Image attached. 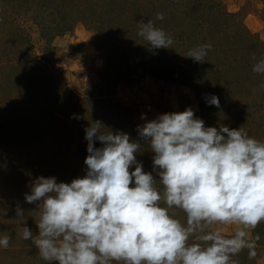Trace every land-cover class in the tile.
<instances>
[{
    "label": "rangeland",
    "instance_id": "1",
    "mask_svg": "<svg viewBox=\"0 0 264 264\" xmlns=\"http://www.w3.org/2000/svg\"><path fill=\"white\" fill-rule=\"evenodd\" d=\"M27 1L31 10L26 13L21 0H0V232L11 236L9 247L0 248V264H51L39 257L31 241L22 239L20 229L24 222L33 235H38L36 223L40 217L39 202L28 204L24 197L37 177H55L58 183H70L86 174L85 129L91 123L100 121L107 130L124 132L138 141L142 148L136 155L137 161L147 165L148 169L143 170L158 173L151 164L154 154L147 142L140 139L138 126L159 115L188 108L206 127L229 128L234 119L238 125L241 120L243 125L250 117L242 113L243 105L238 101L249 99L247 93L251 91L257 98L264 97V85L250 77L246 81L247 72L241 76L237 69L233 70L238 78L233 75L232 80L224 79L227 89H217L219 83H213L208 73L210 62H196L187 56L190 49L213 36H222L213 29L214 18L218 15L227 19L228 13L232 15L227 19L229 30L243 57L255 62L253 57L264 59V48L258 51L254 44L264 43V0H65V4L59 1L56 8L45 6L44 10L36 8V0ZM157 13H163L164 19H156ZM67 18L79 23L64 32L58 25ZM149 20L173 38L170 48H151L138 35L137 23L146 24ZM133 46L142 47L141 55L150 58L141 57L136 62L126 56L124 52ZM27 58L39 59L57 71L65 84L55 81L52 71L47 75L52 85L61 87V93L67 90L85 98L96 97L95 100L106 94L108 101L103 105H86L91 116L78 114V119L73 118L70 112L74 106L68 100L74 98H60L46 82L47 88H39L34 98L46 111L41 107V113L36 109L25 111L18 106L20 101H13L18 96L17 90H13V79L21 76L20 66L16 65H27ZM25 70L23 79L29 83L33 79L37 85L39 77L31 66ZM208 82L215 87L213 94L221 97L219 108L206 100L201 102ZM59 101L63 102L62 108H58ZM55 111L59 112L56 119L52 114ZM101 146L99 141L94 143V147ZM146 158L151 163L145 162ZM17 207L24 212L21 220H16ZM257 226L248 230L249 240L261 234L264 240V230L260 234ZM238 227L213 225L214 229H222L225 236L233 235ZM255 251L256 257L249 258V250H241L232 257L233 264H264V245H256Z\"/></svg>",
    "mask_w": 264,
    "mask_h": 264
},
{
    "label": "clouds",
    "instance_id": "2",
    "mask_svg": "<svg viewBox=\"0 0 264 264\" xmlns=\"http://www.w3.org/2000/svg\"><path fill=\"white\" fill-rule=\"evenodd\" d=\"M137 27L151 48L174 43L151 20ZM210 50V44L200 45L187 56L200 62ZM252 71L264 74V59ZM206 103L220 107L215 95ZM137 131L154 154L159 181L137 161L138 141L95 121L85 129L88 155L82 178L32 181L24 199L39 202V231L33 235L24 222L22 239L51 264H233L232 257L245 248L249 258L256 257L259 236L249 240L248 230L264 221V142L242 128L206 127L191 108L159 115ZM96 141L102 146L94 147ZM174 208L185 214L184 223ZM16 216L24 217L19 207ZM217 224L239 227L225 236L213 228ZM10 240L0 232V248L7 249Z\"/></svg>",
    "mask_w": 264,
    "mask_h": 264
},
{
    "label": "trees",
    "instance_id": "3",
    "mask_svg": "<svg viewBox=\"0 0 264 264\" xmlns=\"http://www.w3.org/2000/svg\"><path fill=\"white\" fill-rule=\"evenodd\" d=\"M48 1L49 0H36L35 1V3H37L36 8H40L41 10H44L45 6H53V7H47V8L53 9V8H56V6H55L56 2H59V1H61L62 4H65V0H52L50 3H48ZM21 6L26 8L25 9L26 13L28 12V10H31V8H30L31 4H29V1H27V0H21ZM61 8L63 9L64 5H62ZM225 15L227 16L228 20L232 16L228 13ZM227 19H226V17H223V16L221 19H220V16H218V15L215 16V18H214L215 25L213 26V29H216L217 31H215V32H217L218 34H222V36L220 35L219 39H215L217 37V35L213 36L212 39H209L205 42L206 44L211 45V50L208 51L206 58H204V59H206V61L208 60L210 62V66L208 65L207 68L210 69V71H208V73L210 74L211 79H213L211 81L213 83L218 82L219 84L217 85L216 88L223 90L224 88L227 89V84L225 83L224 79L232 80L233 75H235L234 77L238 78V73L241 76H243V74H245L247 72V75L245 77L246 81H248V79L250 77L252 80L256 79L257 82H261L262 85H264V80L262 78V76L264 74H257V73H254L252 71V67H253L255 61H252L250 59H245V57H243V54H242L243 53L242 49L238 50L237 46L234 44V41H233L234 36L231 35L232 33L229 30V22L227 21ZM78 23H79L78 20L73 21L72 19L69 18V21H68V18H67V19L63 20V24L58 25V26H62L61 30L66 32V31H70L71 29H73L74 26ZM232 27L233 26L231 24L230 29ZM57 36L55 37V39L57 38ZM204 44H201V45H204ZM254 44L257 47L258 51H262L261 48H264L263 42L257 41ZM131 49L128 50L130 53L128 51L127 52L125 51L124 54H126V56L127 55L130 56L131 59L136 60V62L141 57H143L144 59L150 58L149 56H146V55L142 56L141 55L142 52H144L142 50V47H134L133 46V48H131ZM170 52L172 54L176 53L175 50H171ZM124 54H123V57L125 56ZM261 55H264V53ZM262 58L263 57H258V56L255 57L256 61H259ZM27 59H28L27 65H25V62L20 63V64L18 63L19 65H16V66H20V69L18 71L20 72L21 76L13 79V83H14L13 90L16 89L17 94H18V96H16L15 99H13V101L14 100L15 101L18 100V102L20 101L18 106L21 107L22 109H24L25 111H27L29 109H31V110L36 109L39 111L40 107H41V109H44L42 111H46V109H45L46 107L42 105L44 107V108H42V106H39L40 101L34 99L35 97L38 96V95H36V93L39 90H41L39 88H43V87L47 88L46 84H45L46 82L49 85L50 90L55 92L60 98L61 97H63L64 99H66L67 97H72L71 99L74 98L73 100H68L70 105L73 104L72 106H74V107H72L73 111L70 112V113L74 114L72 116L73 118L78 114H81L82 116H84L85 114H87L86 116H91V114L85 110L86 105H89V104L93 105L94 103H96L98 105H103L104 103H106V101H108L105 98L106 94L97 96V99L95 100L96 97L86 96V98H85L83 96H79V95H76L74 93H69L67 90H65L64 93H61L60 92L61 87L58 86L59 88H57V86L52 85V83L50 82L51 79L47 75L52 71L51 74H53L52 76L54 77L55 81H61L62 83H64V80L62 79V77L60 78L57 71L55 69L52 70L50 67L42 64L39 59H37V60H35L34 58H31V59L27 58ZM40 59H42V58H40ZM19 60H24V59H19ZM236 64H239V65L237 66ZM28 65L31 66V71H33L34 74L39 77V83L37 85L33 84V82H35V80H33V79L30 81V83L28 80H26V78L23 79L24 75L26 74L25 67ZM201 65L204 67L206 66L205 63H201ZM239 66H240V68H238ZM233 69H237L239 72L235 74ZM173 74L176 77H178L177 73L173 72ZM205 81H207V80H205ZM126 82L127 81H123V83H126ZM27 83L29 84L28 86H26ZM202 84H204V83H202ZM252 87H254V85L251 86V88ZM209 88H211V89H209ZM212 88H215L214 85L212 87H210L209 82H208V85L206 86V89H208V91L201 94L202 95V99H201L202 103L206 100V97H210L211 95H214L213 94L214 89L212 90ZM249 90L251 91V89H248L247 91H249ZM247 94L250 95L249 99H246L244 101H238V102H239V104L241 103L240 105H243L242 106V113L244 111L246 113L245 115L249 116L250 118H248V121L244 119L245 121H244L243 125L241 123V120L239 121V125H238V123H237L238 121H235V119H234V123H233V125L229 126V129L230 130L231 129L239 130L240 128H242L243 132H246V130L249 131L251 129V131H249V133H248V136L251 138H254L260 142H264V133H263L264 132V97L260 96L257 98V97H255V95L253 94L252 91L247 93ZM21 96H23V97L21 98ZM220 99H221V97L219 98V102L222 101V100L220 101ZM62 103H60V101H59L58 108H62V106H61ZM38 106H39V108H38ZM4 109H6V108H4ZM39 112L41 113V111H39ZM77 112H79V113H77ZM58 113L59 112H56V111L52 113L53 116L55 117V119L57 118ZM60 116H62V114ZM64 116L65 115H63L62 117H64ZM144 161L147 162L148 164L151 163L149 158L147 159V161L146 160H144ZM151 164H153V163H151ZM143 169H148L147 165H143ZM157 170L159 171V169H157ZM145 172L151 173L153 175L154 179L159 181L158 173H155L153 171H145ZM157 188L161 191L163 190L162 185H160V184H157ZM171 211H173L175 213L176 218L180 219L182 223H184L186 221V216L181 210L174 208ZM262 230H264V221H262L260 223V225L257 226V231H260V234H261ZM261 236H262V234H261ZM261 236L259 237L258 240H256V245H259V246L264 245V240H263V237H261Z\"/></svg>",
    "mask_w": 264,
    "mask_h": 264
}]
</instances>
